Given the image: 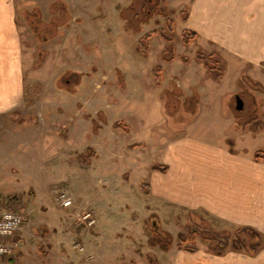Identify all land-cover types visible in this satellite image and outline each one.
<instances>
[{
    "label": "rangeland",
    "instance_id": "374dc122",
    "mask_svg": "<svg viewBox=\"0 0 264 264\" xmlns=\"http://www.w3.org/2000/svg\"><path fill=\"white\" fill-rule=\"evenodd\" d=\"M140 2L15 0L27 95L17 111L0 116V206L21 213L31 226L68 220L78 230L91 204L92 218L101 222L105 235H111L122 212L132 224L120 234L130 238L138 264H162L166 250L153 239L157 216L147 206L150 194L143 183L161 169L166 142L194 132L217 139L226 129L228 108L235 112H227L230 122L235 118L225 130L229 147L237 139L236 116L244 133L259 129L264 65L238 64L233 58L230 66L226 62L223 81L210 79L196 56L219 54V48L201 35L182 42L187 12H175L167 0L166 17L153 15L139 25L132 13V24L126 23L125 9L138 10ZM26 13L36 27L27 23ZM166 18L173 20L172 30ZM151 32L156 33L144 40ZM168 46L172 51L163 57ZM158 67L160 85L153 77ZM64 198L72 206L64 207ZM122 204V210L110 208ZM160 228L172 236L173 246L194 249H232L260 237L223 231L202 215L182 212ZM105 239L99 255H116L118 249L106 250Z\"/></svg>",
    "mask_w": 264,
    "mask_h": 264
},
{
    "label": "crops",
    "instance_id": "0c3cea01",
    "mask_svg": "<svg viewBox=\"0 0 264 264\" xmlns=\"http://www.w3.org/2000/svg\"><path fill=\"white\" fill-rule=\"evenodd\" d=\"M169 7L177 13L187 12L184 29L215 44L225 67L231 65L228 62H233V58L238 64L264 65V0H169ZM225 74L219 81L224 80ZM26 90L17 6L15 0H0V116L21 107ZM228 111L235 114L233 108L226 109V129L235 119L229 121ZM204 112L202 109L197 121ZM241 127L243 124L236 128L237 139L232 147L225 142L226 129L217 139L207 140L194 132L178 141L166 142L160 165L167 168L155 170L149 177L147 206L157 216L154 218L158 225L181 212L202 215L223 231H253L260 236V247L253 242L255 249L251 243L247 246L249 239L240 248L223 251L205 247L190 253L172 245L161 251L162 264H264V160L255 159L256 152L264 151V123L247 133ZM242 137H246V144ZM123 207L124 204L110 208ZM88 208L94 215L93 206L89 204ZM119 214L111 235L101 232L102 224L97 220L92 226L82 221L83 229L78 230L68 220L43 222L38 227L24 222L14 237L19 246L11 258L0 257V264H138L139 256L129 246L130 238L123 237L119 230L132 223L124 213ZM114 235L116 238L112 239ZM103 237L110 245L106 250L118 249L116 255H99Z\"/></svg>",
    "mask_w": 264,
    "mask_h": 264
},
{
    "label": "trees",
    "instance_id": "16d2710c",
    "mask_svg": "<svg viewBox=\"0 0 264 264\" xmlns=\"http://www.w3.org/2000/svg\"><path fill=\"white\" fill-rule=\"evenodd\" d=\"M166 5H167V0H141V2L138 3V6H139L138 10H134L133 5H130V6H128L125 9V12H124V15H123V19L125 20L126 23H129L131 25L132 21H133V18L130 17V14L133 13L134 20H137L138 24L140 25V22L142 23L143 21H148L149 18L151 16H153V15H162V16L166 17V14L168 13V10L164 9V8L167 7ZM53 7H55V5H53ZM29 18H30L29 14L26 13L27 23L29 25H31V28L33 27L32 23H34V27H36L37 26V22L34 21L35 18H32V20H30ZM166 20H167L169 29L172 30L173 29V20L171 18H166ZM139 29H136V30H139ZM33 30L35 31V30H37V28H33ZM161 32H162V34H164L163 30H161ZM154 33H156V32L147 33L144 36V40H148V38L151 35H153ZM44 34H45V32L43 33V35ZM196 37H197V33L196 32L189 31V30H184L182 32V42L184 44L190 43L191 41L195 40ZM142 48H143V52H146V48L143 45H142ZM169 51L170 52L172 51V47L171 46H168L166 52H163V54H162L163 57H165ZM196 58L206 68L207 76L210 79H213L214 81H219L222 78V76L224 74V70H225V61L219 54H217V53H210V54L199 53L196 56ZM182 59H183V62H185V63L188 61L186 58H182ZM169 60H171V58ZM160 72H161V68L160 67H158V68L153 70V77H154L155 82H156L157 85H160L162 83V78H161V73ZM79 76H81V74H79ZM68 78H70V77H68ZM71 79L73 80L74 77H71ZM237 122H239V120H237ZM239 125H241V123L236 125V128H238ZM255 159L257 161L264 160V151L256 152L255 153ZM158 168H161V170H165L167 167L166 166L165 167L164 166H158ZM143 188L145 190H147L146 192H147V194H149L150 190H149L148 184L143 183ZM11 201L15 202V201H17V198H12ZM2 209H4V208H2ZM6 210H13V209L7 208ZM155 226H156V228L152 229V234H153L154 241L158 245H161L163 250H168L172 246V243H173L172 236L169 233L164 232L160 228V225L155 223ZM235 231L237 233L241 232V231L253 232V231L245 230V229H238V230H235ZM253 238L249 239V241H248V243L246 245L249 246V243H251V246H253V243H254V244H256L257 246L260 247V245H261L260 243L261 242L258 239L257 240H253ZM241 240H243V239H241ZM240 244L242 246L243 242L242 243L240 242ZM238 245L239 244H237V247L240 248V245L239 246ZM179 247L183 248L184 250H186V251H188L190 253H194L196 251L194 248H186V247L184 248L182 246H179ZM254 247L255 246H253L252 249H255ZM218 251H223V249L221 248Z\"/></svg>",
    "mask_w": 264,
    "mask_h": 264
},
{
    "label": "built area",
    "instance_id": "2783aa9c",
    "mask_svg": "<svg viewBox=\"0 0 264 264\" xmlns=\"http://www.w3.org/2000/svg\"><path fill=\"white\" fill-rule=\"evenodd\" d=\"M64 207L72 206L70 198H64L62 202ZM88 226L94 224L91 214L87 213L82 217ZM24 216L15 210L2 209L0 206V257H9L14 253V250L19 246L14 243L15 234L24 224Z\"/></svg>",
    "mask_w": 264,
    "mask_h": 264
},
{
    "label": "flooded vegetation",
    "instance_id": "af4514ba",
    "mask_svg": "<svg viewBox=\"0 0 264 264\" xmlns=\"http://www.w3.org/2000/svg\"><path fill=\"white\" fill-rule=\"evenodd\" d=\"M157 224V223H156Z\"/></svg>",
    "mask_w": 264,
    "mask_h": 264
}]
</instances>
